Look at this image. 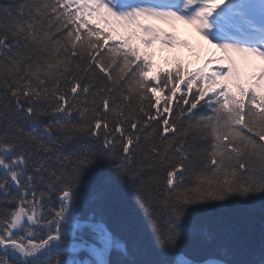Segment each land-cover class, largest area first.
I'll use <instances>...</instances> for the list:
<instances>
[{"label": "snow or ice", "instance_id": "obj_1", "mask_svg": "<svg viewBox=\"0 0 264 264\" xmlns=\"http://www.w3.org/2000/svg\"><path fill=\"white\" fill-rule=\"evenodd\" d=\"M93 18L107 36L98 24L89 27ZM150 20L191 25L225 53L207 61L221 67L209 76L178 64L175 75L157 72L149 82L151 57L138 63L133 39L146 49L188 47L142 23ZM117 28L128 35L109 46ZM228 53L264 61V0L0 4V264H264V251L237 261L223 250L180 247L186 230L195 235L188 220L200 205L264 196V67L245 86ZM99 162L117 182L136 187L148 246L95 215L81 217L79 189ZM53 197L59 206L46 218ZM157 254L170 259H130Z\"/></svg>", "mask_w": 264, "mask_h": 264}, {"label": "trees", "instance_id": "obj_2", "mask_svg": "<svg viewBox=\"0 0 264 264\" xmlns=\"http://www.w3.org/2000/svg\"><path fill=\"white\" fill-rule=\"evenodd\" d=\"M6 3H8V0H0V4ZM142 23L146 22L142 21ZM97 24L99 28L96 30L103 31L104 35L107 36L108 32L105 25L99 19H91L89 27ZM163 24L164 28L170 29L167 23L164 22ZM180 27V25H177L175 31L178 32ZM162 30L164 29L162 28ZM82 31L84 30L82 29ZM127 35L128 33L123 28H117L116 32L113 33V39L108 41V45L115 44L119 47L121 38ZM192 36L193 41L196 43L197 52L192 54L179 47H165V49L162 47V50H165L168 54L164 65L157 61L156 57V53L159 52L161 47L159 43L146 49L138 40H132V47L140 50L141 61L138 63L143 62L145 53L151 57L153 70L149 74V82H154L151 78L157 72L161 76L166 72H172L175 75L178 64L182 65V71L195 73L202 69L205 75H211L214 69L202 67L204 47L194 34ZM121 51H124V49L121 48ZM188 78L185 77L186 80ZM198 83L200 87H203L202 83ZM227 83L233 92L237 91L235 78L230 79ZM244 85L247 86V82ZM181 88L183 89L184 86L181 85ZM195 91L196 88L194 87L193 93ZM180 95L181 93L178 92L177 97L169 101L171 107L175 108L176 100ZM208 95H212V93ZM157 96L160 97V103L163 105L164 97L160 93H157ZM153 111L155 112L156 109H153ZM199 111L201 114H207V109H199ZM164 116L169 119L172 118L170 113H164ZM164 116L161 118H164ZM12 194L15 195L16 193L13 191ZM2 199L3 197L0 196V200ZM77 204L81 217L95 215L97 219H103L117 235L135 242L141 247H146L151 243V230L145 219V212L137 203L136 187L132 184L117 182L112 172L108 170L103 162L97 163L85 177V183L79 189ZM3 206L0 205V207ZM7 206L12 207L11 204ZM58 206V202L53 197L49 207L45 209L46 218H48L49 210L53 207L58 208ZM156 213L162 215L163 208L158 207ZM188 225L194 226L196 232L193 235L187 230L185 231L184 239L180 243V247L184 251L223 250L229 254V259L237 261L258 259L260 253L264 251V196L253 195L247 199L234 196L225 201H209L200 205L192 213ZM82 254L84 253H80L78 256ZM113 258L115 259V256ZM130 259L135 261L159 259L163 261L170 258L157 254L133 255Z\"/></svg>", "mask_w": 264, "mask_h": 264}, {"label": "rangeland", "instance_id": "obj_3", "mask_svg": "<svg viewBox=\"0 0 264 264\" xmlns=\"http://www.w3.org/2000/svg\"><path fill=\"white\" fill-rule=\"evenodd\" d=\"M192 30L195 31V29L190 25L189 28H186V29L184 30V32L186 31L185 34L189 35V32L192 31ZM184 32H183V33H184ZM224 56H225L224 53H222L221 51H219V49H217V48L211 46V48H210V58H211V59H220V58H222V57H224ZM165 57H166V53H165V52H162V53L160 54V56H158L159 60L162 61V62H163V60L165 59ZM251 75H252V74H249L248 78H249Z\"/></svg>", "mask_w": 264, "mask_h": 264}, {"label": "flooded vegetation", "instance_id": "obj_4", "mask_svg": "<svg viewBox=\"0 0 264 264\" xmlns=\"http://www.w3.org/2000/svg\"><path fill=\"white\" fill-rule=\"evenodd\" d=\"M78 258L83 259V258H86V256H85V254H82V255L78 256Z\"/></svg>", "mask_w": 264, "mask_h": 264}]
</instances>
